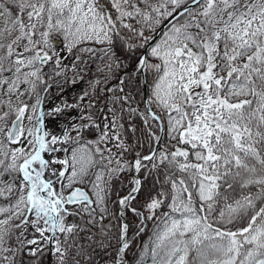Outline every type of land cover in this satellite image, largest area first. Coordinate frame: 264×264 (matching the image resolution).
I'll return each mask as SVG.
<instances>
[{
    "label": "trees",
    "instance_id": "1",
    "mask_svg": "<svg viewBox=\"0 0 264 264\" xmlns=\"http://www.w3.org/2000/svg\"><path fill=\"white\" fill-rule=\"evenodd\" d=\"M35 1L43 4L42 22L50 13L54 14L53 19H65L64 16H67L60 9H52L51 0H0V116L5 113L6 97L14 79L20 82V97L29 102L33 101L36 92L45 90L44 81L48 79H52V87L64 93L71 85L67 93L72 91L73 100H78L81 106L72 110L71 114L61 112L53 130L60 133V152L65 156L73 148L85 145L92 159L89 177L76 183L89 191L92 202L70 205L65 194L76 184L63 183L62 194L57 197L62 222L54 220L47 204L43 206L42 221H37L40 238L56 242L60 251L52 255L51 249L44 247L40 254L47 259V264H116L122 232L120 199L133 187L132 162L138 155L151 153L160 133L158 122L146 109L143 79L138 69L140 58L147 40L167 16L191 0H127L128 5H136L139 9V14L127 19L129 25L120 21L116 0H94L98 11L110 15L115 21L111 47L80 43L70 50L60 72L53 57L49 62L40 64L34 76L29 75L25 68H18L14 58L21 46L19 33L25 32V10ZM242 1L232 6L231 13L219 14L215 20L212 18L209 25L203 22L201 16L206 3L203 2L175 21L160 38L174 28L179 29L202 55L203 68L211 64L218 75H228L227 79H223L224 85L212 83L210 91L213 94H224L226 88L233 85L242 87L244 91L245 102L236 119L246 130L241 145L233 144L231 138L225 143L216 142L218 157L203 163L202 169L195 166L199 161L196 156L199 147H193L185 157L173 156L177 139L173 141L169 136L165 113L153 101V93L164 67L152 52L148 55L145 69L148 96L152 108L164 119L166 134L155 167H151V161L141 164L139 175L143 179L142 186L126 210L129 232L125 256L129 264H171L177 258L178 250L173 249L176 239L162 243L159 235L175 200V186L183 189L180 179L198 203L199 179L218 176L216 204L208 211V218L224 229L245 227L262 207L257 223L264 219V0L261 1L263 4H255V0ZM255 5L260 11L253 15L248 13ZM59 33L63 44L65 32L60 30ZM121 78L122 84L119 82ZM122 87L124 101L120 96ZM90 99L93 104H85L84 101ZM95 111L102 114L107 123L116 124L109 128L107 138L96 126L81 123L76 127L70 122L71 115L77 121ZM11 118L7 119V125ZM111 156L127 163V166L110 178H103L98 185L96 175L109 168ZM68 167L67 163L64 175ZM0 182V206H10L18 199L21 175L15 177V174L4 170ZM154 201L158 205L152 208ZM239 203H243V207L228 221L218 218V212L228 205ZM191 207L194 209L191 211L200 212L195 203ZM16 221L14 219L0 228V264H4L11 248L16 253V259L31 252V244ZM185 236L189 238L191 235L188 233ZM188 242L186 264H208L210 260L223 256L219 237H211L200 244ZM255 256L262 258L260 264H264V247ZM256 260L252 257L239 258L241 264H258Z\"/></svg>",
    "mask_w": 264,
    "mask_h": 264
},
{
    "label": "rangeland",
    "instance_id": "2",
    "mask_svg": "<svg viewBox=\"0 0 264 264\" xmlns=\"http://www.w3.org/2000/svg\"><path fill=\"white\" fill-rule=\"evenodd\" d=\"M261 1L255 0V4H263L264 2L261 3ZM241 2L243 1L206 0L201 11L203 22L208 24L219 14L231 13L232 6ZM51 4L52 9H60L63 14L67 13V16H64L65 19H53L54 14L50 13L48 18L42 22L44 8L41 1L29 4L25 10V32L19 33L21 46L18 55L14 58V63L18 68H25L29 75H37L38 58L41 53L53 55L60 69L62 62L76 45L80 43L109 45L113 40L112 30L115 22L110 15L98 11L94 0H51ZM116 7L123 20L139 14L138 7L128 5L127 0H116ZM258 8L259 6L255 5L249 9L248 13L256 14L260 11ZM60 30L65 32L63 44L59 38ZM152 53L161 60L164 67L163 74L153 93V101L157 108L165 113L169 136L173 141L177 139L173 156L185 157L193 150V147H199L196 150L199 161L195 163V166L202 169L203 163L206 164L210 159L218 157L219 147L216 142L225 143L226 139L231 138L234 141L233 144L241 145L240 141L246 130L236 122V119L238 110L245 102L243 88L233 85L228 86L224 94H218V92L217 96L213 94L210 91L212 82L224 85L223 79H227L228 75H218L210 62V65L203 68L200 54L177 28L167 32L165 37L152 47ZM19 83L17 79L11 81L10 85L13 87L10 88L6 97L5 113L0 116V173L3 175L6 170L12 175L15 174V177L20 174L21 186L17 201L10 206H0V226L3 227L11 219H16L17 227L27 236L31 244V252L26 253L25 257L16 259V253L11 248L4 264H47V259L40 254V251L44 247L48 249V239L40 238L38 230L34 227V219L38 218V213L40 214L37 190L33 191L37 185L35 173L29 168L22 169V165L37 152L40 145L41 124L38 120L40 96H37L32 104L30 103L23 140L15 146L9 145L7 141L6 144L1 141V137L7 139L8 127L5 129L7 119L14 117L24 102L23 97H20L22 93ZM46 99L50 107L55 106L58 101V92L53 90V93ZM60 100L63 99L60 97ZM68 106H70L69 103L65 101L60 107L68 111ZM94 110L97 111L96 108ZM96 111L85 115L81 122L96 126L103 137L107 138L106 134L109 129L106 127V118L100 113L97 114ZM47 115H49V125L46 126L47 136L51 140L52 129L49 126L56 123L60 116H56L54 110H50ZM110 126L114 127L115 123L112 122ZM53 148L50 147L49 151ZM67 161L70 164L69 174L65 177L58 176L52 188L42 189V193L50 199H54L53 194L56 195L60 190L61 181L75 184L82 178L89 177V165H92L89 150L85 145H79L68 153V159L63 153L58 152L56 158L52 154L46 158L45 163H40L39 160L34 163L40 171H46V175L56 176L64 169ZM111 161L109 169L97 173L98 185L103 178H110L127 166V163L113 159V157L110 158ZM217 182L218 176L216 175L199 179L197 190L199 205H196L201 209L200 215L191 211L194 210L191 207L193 204L191 191L183 184V189L178 185L175 186V200L159 235L162 243L169 239H176L173 249L178 250V256L171 264H185L188 241L200 244L213 236L220 238L224 252L220 259L211 260L208 264H239L240 256L255 257V254L264 247V219L259 223L252 222L251 226L243 229L231 231L209 221L207 213L216 204ZM29 199L32 201L30 210H28ZM242 204L228 205L223 211L218 212V218L228 221L243 207ZM157 205V201L151 203L152 208ZM188 233L191 235L189 238L185 236ZM180 240L183 241L180 242ZM59 251V246L54 242L50 254L55 255Z\"/></svg>",
    "mask_w": 264,
    "mask_h": 264
},
{
    "label": "water",
    "instance_id": "3",
    "mask_svg": "<svg viewBox=\"0 0 264 264\" xmlns=\"http://www.w3.org/2000/svg\"><path fill=\"white\" fill-rule=\"evenodd\" d=\"M204 0H193L192 2H190L189 4H187L186 6H184L183 8L179 9L178 11H176L175 13H173L168 19L167 21L158 29V31L155 33V35L150 39V41L147 43L145 49H144V54H143V68H144V63H145V60H146V57H147V53H148V50L150 49V47L160 38V36L162 35V33L164 32V30L171 24L173 23L176 19H178L181 15H183L184 13H186L188 10L194 8L195 6H197L198 4H200L201 2H203ZM49 59V56L48 55H43L41 56L40 58V61L41 62H45ZM143 79H144V93H145V99H146V106L149 110V112L151 114H153L157 120L159 121L160 123V127H161V132H160V137L159 139L157 140L156 142V145L153 149V152L151 154V156L149 158H142V157H139V161H142V160H147V159H151L153 160L156 156V153L161 145V142H162V139L164 137V133H165V128H164V124H163V121L160 117H158L150 108V105L148 103V100H147V82H146V78L144 76V73H143ZM27 105H23L20 109V113L18 114V116L15 118V120L13 121L12 125H11V128H10V135H9V141L10 143H13V144H16L17 142H19V140L22 138V135H23V123H24V119H25V116H26V113H27ZM43 136H42V143L40 145V148H39V152L31 159L30 163L36 158L38 157L39 155H41V152H42V149H43V144L45 142V131H44V128H43V132H42ZM134 174H136V171H133ZM40 175V174H39ZM40 177H42L40 175ZM141 182H142V179L139 177V184H138V187L133 190L127 197L126 199V203L125 205L122 207L123 209L128 207L129 206V203L130 201L133 199L134 196L137 195L139 189H140V186H141ZM90 198H89V195L87 193V191L85 189H82L80 187H77L75 189H73L69 195H68V200L71 202V203H78V202H83V201H88ZM120 216L121 218L126 222V219L124 217V215L122 213H120ZM127 232H128V225H127V229L123 235V238H122V242H121V247L119 248L118 250V255H120L124 249H125V244H126V236H127ZM128 264V262H127Z\"/></svg>",
    "mask_w": 264,
    "mask_h": 264
},
{
    "label": "bare ground",
    "instance_id": "4",
    "mask_svg": "<svg viewBox=\"0 0 264 264\" xmlns=\"http://www.w3.org/2000/svg\"><path fill=\"white\" fill-rule=\"evenodd\" d=\"M138 167H139V161L136 160V163H135V170H136V171L138 170ZM121 264H123V263L121 262Z\"/></svg>",
    "mask_w": 264,
    "mask_h": 264
}]
</instances>
